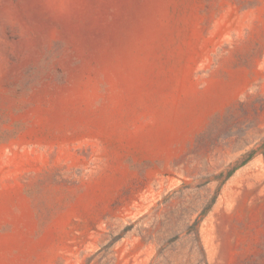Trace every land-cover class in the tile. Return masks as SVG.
Here are the masks:
<instances>
[{"label":"rangeland","instance_id":"rangeland-1","mask_svg":"<svg viewBox=\"0 0 264 264\" xmlns=\"http://www.w3.org/2000/svg\"><path fill=\"white\" fill-rule=\"evenodd\" d=\"M0 264H264V0H0Z\"/></svg>","mask_w":264,"mask_h":264}]
</instances>
